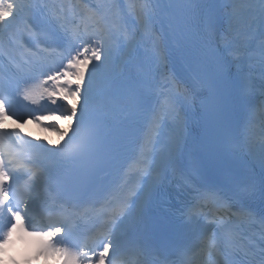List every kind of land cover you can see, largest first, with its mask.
Here are the masks:
<instances>
[{"label": "snow or ice", "instance_id": "1", "mask_svg": "<svg viewBox=\"0 0 264 264\" xmlns=\"http://www.w3.org/2000/svg\"><path fill=\"white\" fill-rule=\"evenodd\" d=\"M260 3L262 7L258 17V32L253 29L256 18H250L246 12L250 6L245 0H232L227 26L212 25L202 34V38L195 36L187 27H181V21L173 23L174 31L188 42L187 46L195 63H205L211 49L213 85L218 87L227 78L240 100L246 98V81L252 78L254 64L258 65L260 76L264 79V0H260ZM26 7L28 6L23 0H0V33L17 28L9 43L15 42L28 51L25 41H31L37 49L32 52L35 59L26 60L22 65L14 62L4 43L0 41V121L8 115L15 117L20 123L26 122L28 118L40 123L47 118L52 122L45 127L54 130L61 139L67 136V140L57 146H49L46 141H36L20 133L19 129L0 128V220L7 217V223L0 228L3 242H7L12 231L24 227L25 217L32 226L35 216L31 214V209L36 203L33 193L41 177L51 174L63 162L76 161L96 153L101 146L107 155L118 153L126 136L125 122H113L111 114L127 111L129 101L146 91L159 88L161 96L170 97V90L174 86L173 81L167 78L158 79L161 75L158 47L154 48L149 60L139 66L140 78L128 85L119 82L110 62V42L113 39L118 40L122 47L137 43L139 32L125 27L129 15H137L145 28L151 22L153 12L148 4L129 3L125 8L124 0H105L88 8L81 5L80 0H77L76 6L69 0L46 3L41 12L46 13L47 22L57 25L65 32L67 26L72 25V34L79 41L55 69L44 66L51 53L48 49L40 48L42 33L33 31L27 23H18ZM77 20L80 23H76ZM257 35L258 44L254 40ZM245 64L249 69L247 76L242 74V66ZM57 97L61 103L57 102ZM23 101L36 107L30 108ZM49 102L56 107H50ZM56 115L68 122L71 134L55 123L52 118ZM102 128L107 129L103 136ZM261 149L264 151V143L261 144ZM170 160L171 154L167 147L162 148L153 156L149 171L167 167ZM144 163L143 160L138 161V166ZM9 177L12 178V184L5 183ZM190 179L194 181V178ZM251 188V184H239L234 195L239 198ZM197 192L199 194V189ZM139 195L138 193L137 198ZM200 198L212 200L217 205L213 219L220 220L212 243L205 241L201 247L204 264H264V227L261 228L258 239L253 236L246 243H240L237 238L238 228L231 226L230 220L224 219L225 216L233 215L229 212V208L235 207L230 203L232 197L213 190L212 195H202ZM49 200L51 203L41 209L47 213V223L31 233L48 241L42 246L43 252L59 254L65 258V264H93L90 252L96 257V264H105L106 259L108 264H124L125 252L130 244L119 229L132 222L138 225L142 221V213L136 206V200L116 196L109 202V210L102 213L107 217L102 225L103 231L89 251L57 247L56 243H62V240L52 242L62 229L68 234L72 228L66 224L63 215L53 214L66 211L57 206L56 197L49 194ZM206 207L205 204H197L186 209L184 215L187 222L195 223L200 214L199 209ZM260 219L264 225V216ZM13 220L16 223H12ZM97 248L102 250L97 252ZM110 248L112 254L109 257ZM132 250L143 254L134 247Z\"/></svg>", "mask_w": 264, "mask_h": 264}, {"label": "bare ground", "instance_id": "2", "mask_svg": "<svg viewBox=\"0 0 264 264\" xmlns=\"http://www.w3.org/2000/svg\"><path fill=\"white\" fill-rule=\"evenodd\" d=\"M101 2H105V0H91V3H95V4H98V3H101ZM219 3H220V5L222 7V10H223L222 14H224V16H225L224 26L226 27L227 26V16H228V13L231 10L232 0H221ZM255 17H256V20H255V23H253V29L258 32V30H259V20H258L257 15H255ZM130 25H131V23L129 24L128 20L126 19L125 27L127 29H129ZM153 25L154 24H152V26ZM161 25H162V22L160 20H156L155 21V27H153V28L157 29ZM160 37L163 38L162 36H159V38ZM256 37L257 36H255L254 38H256ZM145 42H146V37H145L144 33H142L140 38L137 39V44H133L130 48H128L125 51H123L122 54L120 55L121 56V61L118 64L114 63L113 67L114 68L115 67H119V70H120L119 73L122 72V70L127 67V65L130 62L132 56L134 54L138 53V52H136L137 48H139ZM150 43H151L152 51L154 50L155 47L159 48V44H157V43L154 44V42H152V41H150ZM159 56H160L161 59H163L162 62L164 63L163 79L167 78V79L173 81V84H178L179 86H183L182 90L180 91V93H184L185 94L184 95L185 99H184L183 96L179 97L178 94H175V95L172 94V96L174 95V98L176 99V100H174V102H175L176 107H178L177 114H180V116H181V122H183V124H184V130L178 136L179 138L177 140V143H176V145L173 148H170V147H172L171 141H172L173 137L169 135V138H168L165 146L167 147V150L171 154V160L168 163L167 167L158 168L154 172L155 174L163 176L165 174V172L167 171V169L172 167L179 160V156H181L183 154V149H184V146H185L187 132H188L187 122H188L190 104H189V101H188V92H187V90L185 88L186 86H185V83L183 81L182 73L180 72V70L170 60L164 58V54L162 55V53L160 51H159ZM52 119H55V120L57 119V120L63 121V124H61L62 126H64L67 123V121L61 119L59 115L54 116ZM42 120H44L46 122L52 121V120L47 119V118H44ZM165 128H166V130H168V126H166ZM45 134H46V137H47V140H48L49 143L55 142L57 137H58V135H59L55 131L54 132H46ZM254 152H253L254 156H256L260 160H262L261 158H263L264 154L260 153L259 150H255Z\"/></svg>", "mask_w": 264, "mask_h": 264}, {"label": "rangeland", "instance_id": "3", "mask_svg": "<svg viewBox=\"0 0 264 264\" xmlns=\"http://www.w3.org/2000/svg\"><path fill=\"white\" fill-rule=\"evenodd\" d=\"M110 2V1H109ZM246 4L249 5L250 7L246 9V12L248 13L249 17L252 18V17H255V14H259L260 12V8L262 7L261 3H260V0H245ZM115 51V49H114ZM113 55H115V52L113 53ZM112 62V60H110ZM112 65V63H111ZM91 66V64L89 65ZM91 69V68H89ZM87 75V73H86ZM55 120V119H53ZM55 123L59 125L60 128H63L61 124H63V121H60V120H55ZM37 126H39L38 124H36V128L31 124V129L35 132V134L40 137L41 139L43 140H47V137H46V132H54V130L48 128H41L42 132L39 133L38 131V128ZM45 127V126H44ZM262 127L264 128V124H262ZM175 128H176V131L174 134H172L171 136L175 135V138H177L179 136V134L181 133L182 129H183V126L182 124H176L175 125ZM174 140H172L171 142V145H172V148L176 145V142H173Z\"/></svg>", "mask_w": 264, "mask_h": 264}]
</instances>
